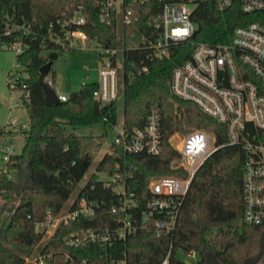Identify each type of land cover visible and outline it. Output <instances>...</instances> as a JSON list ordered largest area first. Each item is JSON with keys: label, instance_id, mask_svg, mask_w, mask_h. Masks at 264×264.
<instances>
[{"label": "built area", "instance_id": "obj_1", "mask_svg": "<svg viewBox=\"0 0 264 264\" xmlns=\"http://www.w3.org/2000/svg\"><path fill=\"white\" fill-rule=\"evenodd\" d=\"M14 1L19 0H0L1 49L19 55L25 51L27 36L40 38L42 43L62 50L87 49L94 43L99 62L92 98L100 105L117 102L124 78L146 72V59H163L172 46L190 42L189 57L172 70L171 91L223 124L226 136V141L218 144L214 133L202 129H193L185 135L172 133L168 142L179 158L171 166L184 175L151 178L147 185L149 196L142 209L130 183L131 172L125 166L119 170L120 164L116 162L117 170L104 171L108 178H99L112 198L104 202L86 196L78 198L77 193L58 211L47 210L45 218L34 223L41 238L24 264H49L52 253L43 251V242L60 226L94 217L102 207L113 216V223L80 227L64 235V259L67 264H127L125 255L117 253V243L138 230H152L157 235L172 233L194 174L224 145L239 146L243 154L241 222L264 226V0H94L98 19L114 28L113 45H105L83 28L88 22L83 3H65L60 15L43 31L42 27L36 30L32 23L18 17ZM207 4L218 12L237 4L242 13L255 17L235 26L224 41L192 40L197 30L195 11ZM126 50L144 51L146 56L128 59ZM49 53L45 51L44 55L48 58ZM46 83L52 87L51 80ZM17 84L25 91L22 97L27 99L26 85ZM58 98L65 101L67 96ZM18 106L15 102L14 107ZM27 129L28 124L15 119L0 127V182L4 177L17 180L15 156L19 153L14 141L17 136L23 137ZM161 138L160 109L153 103L141 128L127 130L121 126L112 142L118 151L112 150L108 155L120 158L146 152L156 156L163 150ZM83 253L87 257H81ZM177 253L196 260L195 251H176V256ZM171 254L169 249L159 264H171Z\"/></svg>", "mask_w": 264, "mask_h": 264}, {"label": "trees", "instance_id": "obj_2", "mask_svg": "<svg viewBox=\"0 0 264 264\" xmlns=\"http://www.w3.org/2000/svg\"><path fill=\"white\" fill-rule=\"evenodd\" d=\"M65 3H83L88 18L83 28L105 45L114 44V28L98 19L94 0H19L13 5L19 18L32 23L36 30L42 27L44 31L46 25L60 15ZM254 17L242 13L237 4L224 12H218L208 4L200 5L195 11L197 30L191 39L211 43L224 41L235 26ZM24 42L25 51L16 57L27 74L22 82L29 95L27 99L22 98L28 115V129L24 131L22 150L15 156V166L19 170L17 180L4 177L0 182V264L25 263V258L32 254L41 238L34 223L43 220L47 210L58 211L64 205L91 165L92 152L100 149L105 140V133L78 135L75 129L98 123L115 125L117 115L116 101L100 105L92 98L93 82L71 92L65 101L47 104L39 83L40 78L44 79L39 68L48 61L43 54L45 51L58 54L66 50L31 36L24 37ZM191 51L190 42L174 45L167 57L146 59V72L124 78L121 95L123 128H141L149 105L156 103L160 109L162 152L156 156L141 152L120 158L105 154L96 166L97 171L103 172L117 170L116 162L120 164L119 170L123 166L128 168L132 174L130 183L141 209L149 196L147 185L151 178L184 175L171 166L179 158V153L168 142L172 133L187 134L193 129H202L214 133L218 144L226 141L223 124L171 91L172 70L183 63ZM145 56L144 51L125 52L128 59L138 60ZM110 149L118 151L113 144ZM242 164L243 154L239 146L218 148L194 174L173 232L157 235L152 230H138L117 243L118 255H125L127 264H159L169 249L171 264H205L207 251L222 264H241L245 258L256 255L264 226L241 222ZM81 196L104 202L112 198L95 173L79 190L78 198ZM106 211L102 207L94 217L81 218L57 228L41 245L43 251L52 253L49 264H67L62 253L66 250L62 245L64 235L80 227L111 225L113 216ZM176 251H195L197 258L185 261L176 256ZM81 257H87V254L83 253ZM255 264H264V251Z\"/></svg>", "mask_w": 264, "mask_h": 264}, {"label": "rangeland", "instance_id": "obj_3", "mask_svg": "<svg viewBox=\"0 0 264 264\" xmlns=\"http://www.w3.org/2000/svg\"><path fill=\"white\" fill-rule=\"evenodd\" d=\"M1 45V41H0ZM44 55V54H43ZM45 56V55H44ZM46 57V56H45ZM98 54L94 49V43L90 48H73L58 52L57 58L52 61L49 73L44 76V81H52V88L57 95L68 96L71 92L77 91L85 83H91L97 76ZM27 74L21 66H18L16 54L11 50H3L0 47V126L5 125L9 120L15 119L20 124H28L27 110L22 95L25 91L18 85L26 78ZM12 78V83H9ZM18 102L19 106L14 107ZM123 121L122 98L117 101V115L115 125H103L102 123L75 129L78 135H100L105 133V140L100 149L94 150L91 165L78 182L71 197H75L89 176L95 173L100 179H107L108 175L103 171H97L96 166L101 158L112 151L110 145L117 133L121 130ZM180 133V132H179ZM185 135L186 133H180ZM15 150L20 153L24 144V138L20 135L15 139ZM176 144V141H173ZM176 161V160H174ZM2 204V200H0ZM237 230L240 228V221L237 223ZM178 257L185 261H193L177 253ZM197 256L195 257V259ZM28 264V263H26Z\"/></svg>", "mask_w": 264, "mask_h": 264}, {"label": "water", "instance_id": "obj_4", "mask_svg": "<svg viewBox=\"0 0 264 264\" xmlns=\"http://www.w3.org/2000/svg\"><path fill=\"white\" fill-rule=\"evenodd\" d=\"M56 58H57V52H50L48 54V61L39 68V73L41 74L42 77L46 76L49 73L51 63ZM39 83L42 86L43 93H44V100L47 104H57L60 102L58 95L55 93L52 87L47 85V83L41 78L39 80ZM263 251H264V231L261 233V236L259 239V250L257 254L252 257L245 258L241 264L257 263L260 257L262 256ZM204 261H205V264H222L217 260L214 254L209 251L205 252Z\"/></svg>", "mask_w": 264, "mask_h": 264}]
</instances>
